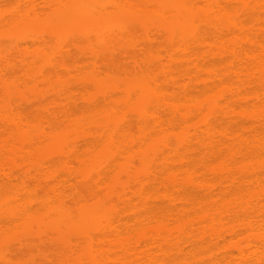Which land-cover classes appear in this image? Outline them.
I'll list each match as a JSON object with an SVG mask.
<instances>
[{
  "label": "bare ground",
  "instance_id": "1",
  "mask_svg": "<svg viewBox=\"0 0 264 264\" xmlns=\"http://www.w3.org/2000/svg\"><path fill=\"white\" fill-rule=\"evenodd\" d=\"M6 3L0 264H264V0Z\"/></svg>",
  "mask_w": 264,
  "mask_h": 264
},
{
  "label": "rangeland",
  "instance_id": "2",
  "mask_svg": "<svg viewBox=\"0 0 264 264\" xmlns=\"http://www.w3.org/2000/svg\"><path fill=\"white\" fill-rule=\"evenodd\" d=\"M1 5H3V4H1ZM5 5H7V3H6ZM8 5H9V4H8ZM8 5H7L6 7L3 5V7H4L5 9H3V7H2V9L0 10V11H2L3 14H4V12H5L4 15H7V14L9 15V14L12 12V11H9V10H14L13 7H10V6H12V5H9V6H8ZM13 6H14V5H13ZM16 8H17V6H16ZM84 24H85V23H84ZM83 26H84V25H83ZM86 26H87V25H86ZM86 26H85V28H86ZM40 29H41V30H44V26H41ZM47 30H48V29H47ZM48 31H49V30H48ZM43 32H44V31H43ZM43 32H42V33H43ZM45 33H46V32H44L43 35H46ZM48 34H49V32H48ZM48 34H47V35H48ZM5 39H6V38H5ZM7 39L12 40L13 38H7ZM4 42H5V41H4ZM6 42H7V40H6ZM87 43H88L89 45L86 44V43H84V44H86V45H84V44H82V43H81V44H82V45H81V44L78 43L79 45H77V46H81L82 48L84 47V48L82 49V50H84V52L81 50V47H80V49H79V50H80L79 53L84 54L85 51H87V50H86V49H87L86 46H87V45L90 46V44H91V43H89V42H87ZM71 44H72V43H71ZM72 48H73V47H72ZM74 48H75L76 50H78L76 47H74ZM85 48H86V49H85ZM72 50H73V49H72ZM76 50H75V51H76ZM75 51H74V52H75ZM77 53H78V51H77ZM86 53H87V54H86ZM86 53L84 54V57H82V58L80 57V58H81V59H83V58L85 59L86 57H88V55H89L88 53H89V52L87 51ZM76 55H81V54H76V53H75V57H74V58H76ZM81 56H83V55H81ZM71 58H72V57H71ZM74 58H73V59H74ZM76 59H77V58H76ZM76 59H75V60H76ZM78 59H79V57H78ZM84 59H83V60H84ZM85 60H86V59H85Z\"/></svg>",
  "mask_w": 264,
  "mask_h": 264
}]
</instances>
